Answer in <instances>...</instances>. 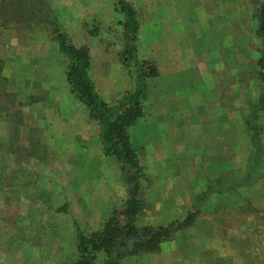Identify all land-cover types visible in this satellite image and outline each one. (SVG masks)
Segmentation results:
<instances>
[{"label":"rangeland","instance_id":"1","mask_svg":"<svg viewBox=\"0 0 264 264\" xmlns=\"http://www.w3.org/2000/svg\"><path fill=\"white\" fill-rule=\"evenodd\" d=\"M174 1L178 10L169 13L153 0H141L138 10V55L158 69L148 79L143 120L129 129L148 178L138 225L183 219L191 205L178 119L183 108L171 97L195 95L211 104L214 96L223 117L234 115L227 103L237 102V122L232 116L222 124L238 147L224 138L229 147L222 158L244 165L251 145L243 119L262 90L254 13L264 0H219L223 19L194 30L210 49L199 64L186 60V0ZM5 7L0 0V264H69L79 256L76 222L86 233L101 228L112 206L123 205L127 185L116 157L103 150L98 121L72 91L70 61L54 36L63 33L89 48L90 74L115 104L135 85L134 67L122 58L124 15L116 0H10ZM230 68L237 74H227ZM235 79L237 87H218ZM258 122L264 135V111ZM204 157L209 167L216 154ZM251 212L257 214L246 215ZM162 247L121 264H264V179L212 195L195 222ZM103 257L99 251L97 261Z\"/></svg>","mask_w":264,"mask_h":264},{"label":"trees","instance_id":"2","mask_svg":"<svg viewBox=\"0 0 264 264\" xmlns=\"http://www.w3.org/2000/svg\"><path fill=\"white\" fill-rule=\"evenodd\" d=\"M8 2L10 0H2L3 6L5 7ZM116 2L124 15L122 58L127 65L134 67L135 85L133 88L125 89L115 104L108 103L101 96L90 74L89 48L75 45L63 33L56 32L54 36L58 50L70 61L68 77L72 91L85 103L89 117L98 121L103 150L114 155L119 162L128 193L122 206H112L101 228L86 233L76 222L79 256L69 264H121L123 259L129 256L158 252L162 244L171 239L178 230L195 222L200 208L207 204L213 194L224 191L236 193L241 187L250 186L264 178V135L258 122L259 112L264 110L263 1L254 13L259 21L257 32L262 40L261 55L257 60L262 90L258 98L250 102L249 112L244 117L247 133L254 147L248 157L245 173L237 175L231 171H223L210 179L205 189L194 195L193 210H190L183 219H173L160 224H137V217L146 204L144 190L148 178L131 142L129 128L143 116L144 103L148 95L147 80L158 75V69L154 62L141 59L138 55L140 26L138 9L130 0ZM99 251L104 253L100 262L97 261Z\"/></svg>","mask_w":264,"mask_h":264},{"label":"crops","instance_id":"3","mask_svg":"<svg viewBox=\"0 0 264 264\" xmlns=\"http://www.w3.org/2000/svg\"><path fill=\"white\" fill-rule=\"evenodd\" d=\"M153 1L159 3L160 6H166L167 13H169V11L174 10L175 8L178 10L177 3L174 0L172 1L170 0L171 3L169 1L163 3V2H160V0H153ZM132 3L139 10V8L141 7L140 5L141 0H138V1L133 0ZM221 8L222 7H221V4L219 3V0H186V60L189 59L190 61H195L196 63L199 64L200 63L199 55H201L200 57L205 58V59H206V55L207 56L209 55L210 49L209 48L203 49V47L199 44V41L201 40L199 39V37L197 36L194 30L203 29V27L211 25V23L220 22L223 19ZM228 22H230V25H233V24L237 25L236 20L234 22L232 21H228ZM192 36H197V38H193ZM236 39L237 37L235 36L234 37L235 42H236ZM192 41H194L193 44H191ZM195 47H198L199 49H196ZM221 68L218 70L219 73L222 72ZM233 72L237 74L238 71L236 68L235 70L230 68L228 71H226L227 74H232ZM233 83H235V86L237 87V83H238L237 80L225 82L224 87H222L221 84L218 87L221 88V91H222L225 88H228V89L229 87L232 88ZM214 87H215V84H214ZM148 96H149V85H148L147 99H148ZM215 98L216 97L213 96L212 103L206 104L204 100H202L199 96H195V95H192L191 97L187 99H184V98L176 99L175 97H171L172 100L179 102L178 104H181V107L183 108L182 113L178 115V119H180L179 123H182V126H183L182 131L184 135L186 136V176H187L186 177V187L189 192L187 195V201L191 202V205L186 212L187 214L190 210H193L192 200H193L194 195L204 190L206 187V184L208 183L210 179L214 178L215 176H217L219 173L223 171H231L237 175H243L247 168L248 157L250 153L253 152L254 150V147L250 141V138L247 133L246 125H245V131L248 137V141L251 145V150L249 151L247 157H245L244 165H239L236 162L233 163L230 161H225L222 158V155L226 153L227 151L225 148H227V146L229 147V145L225 144L222 140L227 137H230L231 139L233 138L236 139L233 131H229V133L224 131V125L222 123L225 122V120H228L227 118H232V116L235 117V122H237L238 103L235 101L234 103L233 101H230L229 103H227V104H230L229 105L230 107L232 108L234 107L236 110L234 111V115L231 114V115H227L223 117L221 112H218L215 108ZM218 104L221 107L222 105L221 100ZM231 111L233 113V110ZM262 111L259 112V115ZM142 120H143V116L135 124L130 126V128L137 126L138 124L142 122ZM99 133H100V129H99ZM130 138H131V142L133 146L136 148V151H137V147L133 141L132 136H130ZM230 143H231L232 149L233 147L234 148L238 147V139H236L235 141L232 140ZM207 151H211L212 153L216 154L215 158L210 159V161L213 164L209 167H206V165H203L204 161L207 163V158L204 157ZM158 166L161 167L162 165H158ZM168 168H171V167L169 166ZM200 169H204L205 175H203L202 177H200V174H199ZM206 170H209V171H206ZM192 173H194V176L192 175ZM192 176L194 177V180L192 179L193 181L190 180L191 178H193ZM208 176L209 178L207 179ZM256 182H254L253 184H255ZM194 185H198V187ZM224 193H229V192L224 191ZM202 207L200 208L199 213H201ZM255 214L257 213L251 212V213H247L246 215H255ZM239 215H244V214H239Z\"/></svg>","mask_w":264,"mask_h":264}]
</instances>
